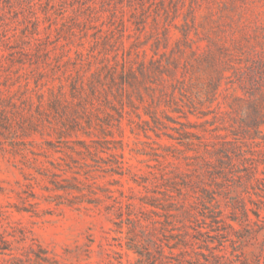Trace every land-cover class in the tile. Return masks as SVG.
<instances>
[{
	"label": "rangeland",
	"instance_id": "obj_1",
	"mask_svg": "<svg viewBox=\"0 0 264 264\" xmlns=\"http://www.w3.org/2000/svg\"><path fill=\"white\" fill-rule=\"evenodd\" d=\"M50 1L51 3L48 4L49 0H0V6L7 11V20L11 25L9 34L17 32L21 35L26 23L37 16L40 19L39 35L43 37L49 35L53 41L52 45L57 46V52L61 51L63 44L73 41L68 46L71 48L69 56L66 53L65 55L58 53L56 56V51L52 52L54 64L61 59V63H67L73 68L77 49L85 53V59L79 60V66L82 65L86 69L91 66L89 72L100 66L101 58L106 53L112 60L117 54L120 59L130 57L137 61L138 65L143 61L148 64L153 57L160 59L170 68H174L173 62H176L177 67L172 76L164 73L168 93L163 99L171 107H166L164 104L161 107L167 108V112L163 113L164 117H162L167 127L163 130L159 129V132L168 131L174 136H179L178 132L188 129L208 142L214 141L216 134H227L228 131L223 127L229 128L232 121L223 124L219 120L215 121L214 117L220 111L219 104L222 110H231L225 103L227 98L225 88L228 87L226 81L231 78L223 81L217 100L213 103L207 100L201 93L203 84H206L209 78L217 79V73L210 69V62L218 59V66H223L222 60H225L227 65L231 64L228 74H232L233 65L246 66L250 63L249 58L252 57L253 62L257 64L249 71L255 76L261 73V66L257 65L261 63L260 58L264 61V0H165V7L170 14L168 22L172 20L169 25L170 37L166 41L161 34L162 29L156 31L157 26L154 21L157 16L155 2L159 0ZM174 4L181 7L176 18H173ZM159 7L158 19L161 25H166L165 9L163 6ZM84 9L86 13L82 12ZM135 11L138 13L136 15L138 21L144 18L145 23L138 22V25L135 23ZM90 12L93 13L91 22L87 20ZM185 17L188 18V25H185ZM86 20L87 27L102 25L105 30L101 32L102 37L99 42L96 43L93 36L97 30L86 29ZM174 23L180 25L181 29L183 25L188 29V41H185L182 32L174 26ZM70 27L73 28L75 35L70 34ZM109 28L114 31L110 33ZM158 32L160 41H157ZM106 35L108 36L105 37ZM1 37L0 30V48L4 49ZM122 40L123 47H121ZM204 54L208 55V60L202 58ZM56 69L52 64L48 76H51ZM27 87L29 90L26 95L31 96L34 104L21 103V100L15 99L17 107L25 108L21 114H17V122L22 121L23 115L35 113L37 109L39 97L35 83L32 81ZM179 87L183 88L186 96H181L176 89V98L173 100V89ZM128 89L132 100L124 96L123 134L116 127H111L108 128L107 135L99 129L94 130L95 133L91 137L81 133L79 135L90 143L92 139L111 142L109 144L111 149H103L97 144L100 150L96 154H91L77 144L75 135L69 138V143H57L58 146L49 147L45 144L44 138L56 140V135L46 134L43 138L40 134H35L30 138H15L13 133L0 131V238H5L12 242L13 247H18L16 253L22 252L29 246L41 245L70 262L136 263L137 253L126 248L123 235L115 231L111 216L104 209V206L111 202L109 196H118L121 189L127 194L134 193L138 195L139 210L141 198L146 194L145 185L153 188L152 172L157 171L168 161L176 162L182 168H186V163L195 161V158L187 159L185 156L195 157L201 147L194 146L195 149H189L185 145H180L177 139H170L165 135L158 137L148 128L153 122L146 114L151 102L146 90L141 87L143 92L141 99L139 87L138 92L135 88ZM13 91L21 96L22 90L19 89L18 84L13 86ZM243 93V90L238 89L237 95L242 96ZM47 96L46 93L45 104ZM110 97L120 109L121 104L111 93ZM228 100L238 111V114L234 113L235 126L242 124L244 118H249L253 114L246 101L235 98ZM258 101L264 121V94L258 97ZM9 104L3 102L0 107L6 106L11 112H16ZM177 104L183 111H194L195 114H189L193 126L183 128L179 123L186 122V119L180 116L181 113L172 111ZM113 112L118 115L116 111ZM203 112L209 113L203 115ZM140 116L149 120V123H141ZM226 118L229 119L228 116ZM130 120L141 123L138 134L131 131L135 123H131ZM260 128L261 135L254 140H248L246 147L259 154L262 153L263 156L264 122ZM241 134L242 131L239 132L240 137ZM114 140H123V149L115 148ZM120 153H123V157ZM116 161L122 162L125 172L123 175L111 170L117 167ZM133 174H137L140 184L133 181ZM115 179H120L121 184L115 183ZM144 179L147 183H144ZM97 199L101 202H97ZM259 205L263 204L259 203ZM151 209L152 207L147 205L148 212L143 217L145 218L143 224L149 231L153 226L151 221L155 218ZM261 213L264 218V208L261 209ZM251 217L255 218L252 212ZM235 226L240 227L236 223ZM141 229V226H138L139 236ZM121 235L122 247L118 239ZM262 239L261 233L259 240ZM226 244L228 250H231L230 242L227 241ZM1 258L0 255V260Z\"/></svg>",
	"mask_w": 264,
	"mask_h": 264
},
{
	"label": "trees",
	"instance_id": "obj_2",
	"mask_svg": "<svg viewBox=\"0 0 264 264\" xmlns=\"http://www.w3.org/2000/svg\"><path fill=\"white\" fill-rule=\"evenodd\" d=\"M50 3L49 0L48 4ZM155 3L156 31L162 29L161 34L166 41L170 37L169 25L172 20L168 22L170 14L165 7V0ZM159 6L165 9L166 25H161L158 19ZM180 8V5L174 4L173 18L179 15ZM82 12L86 13V9ZM136 15H138L137 11L134 16L137 25L138 22H146L144 18L138 21ZM92 17L93 13L90 12L87 20L91 22ZM194 18L195 16L192 19ZM87 20L86 29L97 30L93 33L97 43L102 37L101 32L105 30L102 25L87 27ZM185 20V25H188V18L185 17ZM174 26L182 32L185 41H188V29L184 25L181 29L180 25L175 23ZM39 27L40 19L35 16L26 23L21 35L17 32L9 34L11 25L7 20V11L0 6V30L4 46V49L0 48V104L9 102L16 111L13 113L6 106L0 107V131L13 133L15 138H30L35 134H40L43 138L46 134L56 135V140L44 138L45 144L49 147H56L57 143H69V138L75 135L77 144L91 154H96L100 150L97 144L103 149H111L112 147L109 146L111 142L92 139L90 143L87 139L81 138L80 133L91 137L95 133L94 130L99 129L107 135L108 128L116 127L123 134L124 96L132 100L128 88H135L138 92L139 87L142 99V87L151 100L146 114L151 117L153 125H149L148 128L158 137L165 135L170 139H177L180 145H185L189 149H195L194 146L201 149L195 157L185 156L187 159L195 158V161L186 163V168H182L176 162L168 161L157 171L152 172L153 188L145 185L146 194L141 198L139 210L138 195L134 193L127 194L121 189L118 196H109L111 202L107 203L104 209L111 216L115 231L123 235L126 248L137 253L135 264H264V218L261 213V209L264 208V155L246 147L248 140H254L262 133L260 126L264 121L258 97L264 94V61L259 59L261 63L257 66H261L262 70L257 76L249 71L257 64L253 62L252 57L249 58L250 63L246 66L233 65L232 74H228L231 64L227 65L225 60H222L223 66H218V59L210 62V69L217 73V79L209 78L206 84H203L201 93L213 103L218 99L223 81L231 78L226 81L228 87L225 88L227 91L225 103L231 110H222L219 104L220 111L215 114L214 119L223 124L229 120L232 122L229 128L223 127L228 131L227 134H216L215 140L208 142L188 129L178 132L179 136H174L168 131H158L167 127L162 119L167 108H161L162 105L171 107L163 99L168 93L164 73L172 76L177 67L176 62H173L174 68H170L160 59L153 57L148 64L143 61L138 65V62L130 57L120 59L117 54L112 60L106 53L101 58L100 66L89 72L91 66L87 69L82 65L79 66V60L85 59V53L77 49L73 68L67 63H61V59L54 64L52 52L56 51V56L58 53L59 55L66 53L69 56L71 48L68 46L73 41L63 44L61 51L57 52V46L52 45L53 41L49 35L45 37L39 35ZM108 31L111 33L114 30L109 28ZM70 32L71 35H75L72 27ZM160 39L158 32L157 41ZM123 45L122 40L121 47ZM207 54L202 55V58L208 60ZM69 59L71 60V57ZM52 64L57 69L48 76ZM32 81L35 83L39 97L36 112H31L28 116L23 115L22 121L17 122V114H21L25 108L17 107L15 99L21 100V103L34 104L31 96L26 95L29 90L27 86ZM16 84L22 90L21 96L13 91V86ZM176 89L181 96H186L182 87L174 88L173 100L176 98ZM238 89L244 91L242 96L237 95ZM46 93L48 96L45 104ZM110 93L121 104L120 109L112 101ZM230 98L246 101L253 112L237 126H235L234 113L238 114V111L233 103L229 102ZM113 111L118 115L116 116ZM172 111L181 113L180 116L186 119V122H179L183 128L193 126L189 118V114H195L193 110L183 111L177 104ZM203 113L207 115L209 112ZM226 115L229 117L228 120ZM140 119L141 123H149V120L142 119L141 116ZM130 122L135 123L131 131L138 134L141 123L135 120ZM237 130L242 131V137L239 136L241 131ZM114 141L115 148L123 149V140ZM120 156L123 157V153H120ZM116 163L117 167L111 170L123 175L125 172L122 162L116 161ZM132 179L137 184L141 183L137 174H133ZM143 181L147 183V180ZM115 183L121 184V180L115 179ZM96 201L101 202L98 199ZM248 203L254 206H249ZM147 205L152 207L151 210L155 215L151 221L153 226L150 231L143 224L144 214L148 212ZM251 212L255 218L251 217ZM235 223L240 227H236ZM138 226L142 228L140 236ZM261 233L263 239L259 240ZM122 235L118 238L121 247ZM227 241L230 242L231 250H228ZM18 249L12 246V242L1 237L0 264H90L80 261L70 262L41 245L29 246L22 252L16 253Z\"/></svg>",
	"mask_w": 264,
	"mask_h": 264
}]
</instances>
